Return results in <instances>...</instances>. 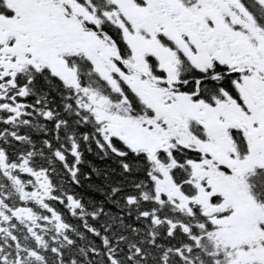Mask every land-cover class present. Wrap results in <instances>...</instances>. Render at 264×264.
Returning <instances> with one entry per match:
<instances>
[{
    "label": "snow or ice",
    "instance_id": "obj_1",
    "mask_svg": "<svg viewBox=\"0 0 264 264\" xmlns=\"http://www.w3.org/2000/svg\"><path fill=\"white\" fill-rule=\"evenodd\" d=\"M0 264H264V0H0Z\"/></svg>",
    "mask_w": 264,
    "mask_h": 264
}]
</instances>
